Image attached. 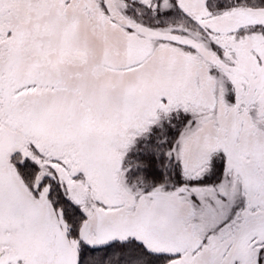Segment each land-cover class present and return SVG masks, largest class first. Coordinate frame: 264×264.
Masks as SVG:
<instances>
[{
  "label": "snow or ice",
  "instance_id": "6c2138e0",
  "mask_svg": "<svg viewBox=\"0 0 264 264\" xmlns=\"http://www.w3.org/2000/svg\"><path fill=\"white\" fill-rule=\"evenodd\" d=\"M0 264H264V0H0Z\"/></svg>",
  "mask_w": 264,
  "mask_h": 264
}]
</instances>
